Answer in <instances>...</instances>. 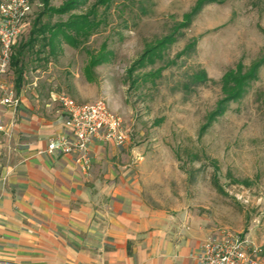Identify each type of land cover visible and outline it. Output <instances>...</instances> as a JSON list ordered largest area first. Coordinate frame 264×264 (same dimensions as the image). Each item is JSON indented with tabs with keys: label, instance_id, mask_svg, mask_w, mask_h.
Masks as SVG:
<instances>
[{
	"label": "rangeland",
	"instance_id": "374dc122",
	"mask_svg": "<svg viewBox=\"0 0 264 264\" xmlns=\"http://www.w3.org/2000/svg\"><path fill=\"white\" fill-rule=\"evenodd\" d=\"M35 1L15 54L42 10L66 0ZM198 1L113 0L108 9L99 6L101 24L88 39L77 47L63 41L54 54L37 33L24 51L21 88L35 87L58 104L61 93L79 102L104 98L144 156V175L156 178L152 190L164 202L194 209L213 233L246 234L264 262V64L243 96L203 129L225 97V73L237 66L245 73L264 61V0H211L187 22ZM95 2L72 13H86ZM70 15L49 13L40 24L64 22ZM167 37L173 42L146 53ZM102 52L109 60L94 65ZM14 71L11 66L8 79L16 84ZM199 71L209 81L196 83Z\"/></svg>",
	"mask_w": 264,
	"mask_h": 264
},
{
	"label": "crops",
	"instance_id": "0c3cea01",
	"mask_svg": "<svg viewBox=\"0 0 264 264\" xmlns=\"http://www.w3.org/2000/svg\"><path fill=\"white\" fill-rule=\"evenodd\" d=\"M31 88L16 110L0 106L12 132L0 131V264H198L206 219L152 190L130 140L93 141L88 163L50 152L69 132L64 111Z\"/></svg>",
	"mask_w": 264,
	"mask_h": 264
},
{
	"label": "built area",
	"instance_id": "2783aa9c",
	"mask_svg": "<svg viewBox=\"0 0 264 264\" xmlns=\"http://www.w3.org/2000/svg\"><path fill=\"white\" fill-rule=\"evenodd\" d=\"M35 0H1L0 3V106L16 110L21 99L13 80L8 79L14 46L33 11ZM36 2V1H35ZM39 5V3H38ZM57 99L62 105L68 134L49 139L50 152L80 154L79 161L90 160L93 141L114 142L124 145L130 139V130L122 116L112 110L104 98L79 102L67 93ZM0 131L11 138L4 119H0ZM259 249L246 234L221 229L202 242L196 254L198 264H263Z\"/></svg>",
	"mask_w": 264,
	"mask_h": 264
},
{
	"label": "trees",
	"instance_id": "16d2710c",
	"mask_svg": "<svg viewBox=\"0 0 264 264\" xmlns=\"http://www.w3.org/2000/svg\"><path fill=\"white\" fill-rule=\"evenodd\" d=\"M89 0H66L62 6L60 7H50L48 6L46 9H43L39 14L38 18L35 21V27L32 30V34L29 39L22 43L16 54L12 55V63L11 66L14 67V72L17 75L16 79V88L17 90L22 86L23 73H24V51L28 48H32L33 44L36 40V34H42L44 40L43 48L49 47L50 53L54 54L57 48V45L61 44L63 41L69 43L72 46H79L82 39H88L94 29L98 28L101 24V20H96L98 15L99 6L108 9L113 0H96V2L92 5V7L86 13L75 14L72 13L73 10L80 8L82 5L86 4ZM211 0H199L191 12L187 15V22H191L195 16H197L204 6L210 2ZM44 4L47 5L49 0H43ZM52 16L54 13L65 14L70 13V18L64 22H57L52 24L51 22L41 23V19L45 17V15L49 14ZM49 21V20H48ZM172 37H167L165 40L159 42L151 49L147 50V54H153L154 51L165 48L167 43L173 42ZM196 45V40H193L190 43V46L194 48ZM15 47V46H14ZM189 48V47H188ZM145 59V55L141 57L137 63L140 65ZM109 60V55L106 53H101L98 58H95L93 61L94 65L106 62ZM264 64V61H258L250 71L242 73L240 67L233 68L225 73L222 78V88L225 93V97L222 98L217 108L208 116V122L203 125V129L210 125L215 119H217L220 115L224 114L227 109V105L230 101L236 100L243 96L245 92V87L250 80H254L257 78V71ZM135 67V66H134ZM132 67V68H134ZM193 79L196 83L207 82L209 81V77L206 71H199L194 74Z\"/></svg>",
	"mask_w": 264,
	"mask_h": 264
}]
</instances>
